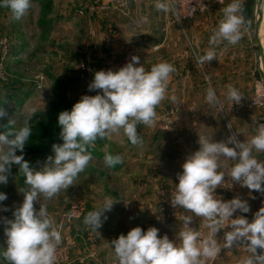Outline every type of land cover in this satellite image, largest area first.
Returning a JSON list of instances; mask_svg holds the SVG:
<instances>
[{
	"label": "rangeland",
	"instance_id": "rangeland-1",
	"mask_svg": "<svg viewBox=\"0 0 264 264\" xmlns=\"http://www.w3.org/2000/svg\"><path fill=\"white\" fill-rule=\"evenodd\" d=\"M242 4L244 24L254 36L257 0H242ZM31 5L19 20L11 19L8 9L0 8V44L5 41L9 45L5 57L0 46V108L8 113L0 118V132L17 130L26 120L29 122L32 135L24 158L37 162L31 168L34 171L44 166L48 156H54L52 145L62 143L59 113L71 111L83 95L98 94L99 90L88 88L96 71L118 70L132 55L139 56L140 63L149 71L162 61L176 69L170 75L166 99L156 108V125H137L140 144L132 145L123 130L119 136L97 138L86 146L92 160L74 185L51 200L41 199L49 216L61 225L55 264H119L111 241L136 226L145 231L154 226L160 230V236L167 234L175 240L184 216L191 213L173 208L170 200L182 163L199 149V136L219 142L235 133L240 141H247L264 124V101L250 107L259 83L264 88L256 40L243 61L238 62L239 66L244 64L246 99L239 104L231 100L209 104L206 93L210 86L206 78L198 77L196 71L187 78L182 70L185 61L180 22L172 11H158L155 0H31ZM159 14H166L167 21L159 20ZM144 17L147 23L141 22ZM170 23L173 27L166 33L164 27ZM189 53L190 64L196 65ZM6 87L20 99L6 97ZM172 96L177 98L176 102L171 100ZM106 154L119 155L123 162L108 167ZM234 163L219 158L220 171L226 177L216 193L225 200L234 196L247 200L251 211L236 215H245L251 221L253 214L264 206V194L235 184L227 175ZM25 179L19 167L13 165L6 190L3 189L7 200L0 202L1 208L12 210L22 204V189L28 188ZM108 198L117 202L105 213L107 219L102 227L96 231L85 225L87 213L102 207ZM191 226L201 233V239L209 235L203 218H194ZM229 230L225 227L218 233L216 239L222 250L214 260L205 259L204 264H241L252 255L244 243L223 248V234ZM2 243L4 252L6 241ZM3 252L0 264H7Z\"/></svg>",
	"mask_w": 264,
	"mask_h": 264
},
{
	"label": "clouds",
	"instance_id": "clouds-1",
	"mask_svg": "<svg viewBox=\"0 0 264 264\" xmlns=\"http://www.w3.org/2000/svg\"><path fill=\"white\" fill-rule=\"evenodd\" d=\"M31 6V0H0V8L8 9L13 20L25 16ZM154 6L165 13L174 9L172 0H155ZM242 13V0H233L226 6L209 43L218 45L227 41L237 44L242 38L241 28L245 23ZM141 22L147 23V17ZM214 59L216 52L208 49L197 58V63L210 64ZM175 71L174 65L167 61L146 70L137 55H132L129 62L118 70L96 71L88 88L89 91L99 90L98 94L83 95L71 111L59 113L62 143L52 145L54 156H48L38 171L32 170L24 158L25 146L32 135L29 122L26 120L17 130L0 132V184L8 183L11 168L17 165L28 185L26 190L22 189V204L13 212L15 219L6 221L9 227L5 229L7 246L3 256L7 264H55L56 249L61 242V225L49 216L41 199L51 200L61 190L74 185L92 160L86 146L97 138L110 134L119 136L123 130L132 145L140 144L142 140L137 133V125H156V108L166 99L170 75ZM227 98L234 104L243 99L232 86L228 88ZM176 99L171 97L173 102ZM206 101L219 103L214 89L207 90ZM7 116L8 113L0 108V118ZM197 142L199 149L186 157L181 165L182 172L176 175L178 183L170 200L173 208H183L191 215L184 216L175 240L169 239L167 234L160 236V230L154 226L146 231L136 226L126 235L120 234L111 241L119 264H204L205 259L214 260L220 254L222 248L216 236L225 227L231 230L223 234V248L244 243L252 255L241 264H264V206L249 221L245 215H236L237 212L246 214L251 211L247 200L240 196L225 200L216 193L226 177V173L220 171L219 158L222 156L235 162L227 174L235 184L250 192L264 194V160L253 154L264 152V124H260L255 135L247 141H240L233 133L224 141L214 142L199 136ZM122 162L119 155H105L108 167ZM5 200L7 194L0 192V202ZM115 202L111 198L106 199L102 207L87 213L84 224L98 231L107 219L105 213L112 210ZM36 205H39L38 209ZM0 210L9 209L5 206ZM194 218L207 221L210 232L206 238L201 239V233L191 226Z\"/></svg>",
	"mask_w": 264,
	"mask_h": 264
},
{
	"label": "crops",
	"instance_id": "crops-1",
	"mask_svg": "<svg viewBox=\"0 0 264 264\" xmlns=\"http://www.w3.org/2000/svg\"><path fill=\"white\" fill-rule=\"evenodd\" d=\"M225 7L226 6H214L210 8L209 11L196 15L192 20L180 23L181 43L182 46H184V52L182 53L184 56L182 57L184 58L183 61H185V64H182V70L184 69L183 71L187 78L192 76L195 71L197 72L198 77L202 76L206 78L207 85L215 90L218 100H229L227 98L229 86L236 88L242 93V95H244L243 89L246 87V81L243 79V76L245 75L244 64L239 66L238 62L239 60L243 61L245 54L247 52L249 53L250 49L253 48V41L255 39V31L254 36L251 35L250 28L244 24L241 28L242 38L237 44L232 45L227 41H222L218 45H212L209 43L210 37L218 28L219 21L223 18V9ZM158 17L159 20L162 19L164 22L167 21L166 14H159ZM171 24L172 23L167 24L164 27L166 33H168V31H170L169 29L173 27ZM168 37V35L165 36L166 41L169 39ZM208 49H213L216 52V59L211 61L210 64H190V51L192 53L191 58H194L197 61V58L204 55ZM241 90H243V92ZM242 97L246 99L245 95ZM254 155L259 160H262L264 156L262 152L255 153ZM5 186L6 185L0 188V192H3V189L6 190ZM3 207L4 206H2V208ZM2 208L0 207V209ZM7 208L9 209L10 207ZM16 208L17 206L12 210L15 211ZM12 210H0V252H3L2 242L7 239L5 229L9 227V225L6 221L15 219L13 212H9Z\"/></svg>",
	"mask_w": 264,
	"mask_h": 264
},
{
	"label": "built area",
	"instance_id": "built-area-1",
	"mask_svg": "<svg viewBox=\"0 0 264 264\" xmlns=\"http://www.w3.org/2000/svg\"><path fill=\"white\" fill-rule=\"evenodd\" d=\"M232 2L233 0H172V4L174 5L172 13L176 21L182 23L192 20L198 14L209 11L210 8L214 6H228ZM0 46L2 47V53L5 57L9 52V45L4 41L1 42ZM1 62H4V59H2ZM1 67H3L2 63ZM260 85L261 83H259V86L257 87L255 94L256 97L253 99V103L250 105V107H255L259 105L260 102L262 103V101H264V88L260 87ZM261 90L263 91L262 93Z\"/></svg>",
	"mask_w": 264,
	"mask_h": 264
},
{
	"label": "water",
	"instance_id": "water-1",
	"mask_svg": "<svg viewBox=\"0 0 264 264\" xmlns=\"http://www.w3.org/2000/svg\"><path fill=\"white\" fill-rule=\"evenodd\" d=\"M263 25H264V0H257L256 21H255V39L257 42V57L260 65L263 68L262 78L264 79V39H263Z\"/></svg>",
	"mask_w": 264,
	"mask_h": 264
},
{
	"label": "trees",
	"instance_id": "trees-1",
	"mask_svg": "<svg viewBox=\"0 0 264 264\" xmlns=\"http://www.w3.org/2000/svg\"><path fill=\"white\" fill-rule=\"evenodd\" d=\"M11 88H7L6 87V91H4L3 93H5L6 97H9V99H20L14 92H12V90H10ZM14 93V94H13ZM34 161V160H33ZM29 162V166L30 168H33L37 162H32V161H28Z\"/></svg>",
	"mask_w": 264,
	"mask_h": 264
},
{
	"label": "bare ground",
	"instance_id": "bare-ground-1",
	"mask_svg": "<svg viewBox=\"0 0 264 264\" xmlns=\"http://www.w3.org/2000/svg\"><path fill=\"white\" fill-rule=\"evenodd\" d=\"M263 39H264V25H263Z\"/></svg>",
	"mask_w": 264,
	"mask_h": 264
}]
</instances>
